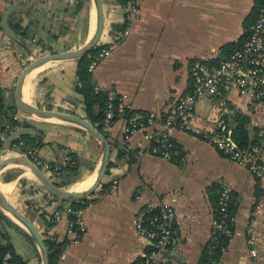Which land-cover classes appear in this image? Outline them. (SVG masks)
I'll use <instances>...</instances> for the list:
<instances>
[{
  "label": "crops",
  "instance_id": "obj_1",
  "mask_svg": "<svg viewBox=\"0 0 264 264\" xmlns=\"http://www.w3.org/2000/svg\"><path fill=\"white\" fill-rule=\"evenodd\" d=\"M80 1L83 6L71 7L68 0H0V59L5 55L12 58L10 63L0 60V86L7 90L8 104L12 103V90L25 63L77 50L90 41L96 15L91 0ZM101 1L103 30L99 44L112 45L114 49L93 72L96 90L127 93L136 111H154L159 115L191 91V67L196 60L216 66L222 49L241 41L255 7V0H141L136 17L116 0ZM12 21L26 31H15ZM77 68V61L38 68L26 86V101L43 110L86 119L84 97L75 89ZM41 103L44 108L39 106ZM236 113L250 117V137L260 139L258 147L264 165V98L252 99L222 84L216 97L197 103L193 122L207 131H212L220 119L233 127ZM17 117L24 118L20 114ZM37 122L45 131L46 144L38 150L39 157L45 162L61 163L65 154L74 153L79 172L63 188L86 190L100 165L98 142L72 124ZM163 127L161 122L157 124L158 129ZM123 129V122H117L107 133L112 165L103 184L112 186L117 179V190L110 192V186L108 192H102V185L87 198L90 201L82 210L85 228L81 241L68 248L66 258L59 264H137L139 260L143 263L149 245L138 233L136 215L150 203L163 202L173 204L178 213L182 236L178 264H201L206 259L214 226L215 206L210 189L216 184L230 187L238 196L235 235L220 264H264V173L252 174L223 156L208 140L178 128L170 130L182 154L177 159L176 151L175 160L151 153L148 130L137 131L125 141ZM25 133L32 130L17 127L4 143L0 161L10 156L28 159L24 153L8 150L11 142ZM121 146L134 152L133 161L128 154L118 158ZM11 170L21 173L14 182L4 184L2 176ZM9 186L8 201L41 232L49 228L59 242L68 238V215L48 226L51 215L64 202L47 195L26 167L11 164L1 173L0 188ZM0 228L9 234L17 253L29 264H41L36 243L29 239L31 252H24L29 244L22 246L20 242L18 249L14 243L22 232L5 222H0Z\"/></svg>",
  "mask_w": 264,
  "mask_h": 264
},
{
  "label": "built area",
  "instance_id": "obj_2",
  "mask_svg": "<svg viewBox=\"0 0 264 264\" xmlns=\"http://www.w3.org/2000/svg\"><path fill=\"white\" fill-rule=\"evenodd\" d=\"M71 7H77L80 0H68ZM141 0H131L127 11L130 15L138 17ZM258 2V17L247 40L240 49L234 51L220 66H211L204 61L196 60L192 67L193 88L184 94L168 110L159 115L154 111H136L129 94L115 89L107 90V104L104 111L103 130L108 133L117 122H123L124 140L127 141L137 131L148 130L151 153L171 159L174 141L170 130L181 129L192 135L208 140L223 156L257 176L264 173L260 148L256 145L240 146L233 138L232 128L225 119H220L212 131L203 130L193 122L197 103L204 98L216 97L222 84H226L239 91L240 94L252 99L264 98V0ZM114 47L107 46L99 51L89 65V71L94 72L98 65L108 59ZM1 62L10 63L9 55L2 57ZM161 117V120H160ZM161 122L162 129L157 128ZM156 128V129H154ZM17 127L7 126L0 134V143H6ZM152 129V131H150ZM263 136V133H260ZM22 143V142H21ZM12 152L18 149L10 147ZM5 148H0V155ZM26 157L51 178L57 180L56 171L70 162L69 154H65L56 168L49 162L42 160L33 150H29ZM119 181L112 182L110 192L117 190ZM232 190L224 186L220 192L215 214L214 226L206 251V259L201 264H220L222 256L227 252L228 246L235 235L236 212L231 208ZM65 215L69 216L67 230L68 242L60 258H66L70 246L81 241L79 231L85 228L83 211L75 210L70 202H64L61 209H56L50 217L54 224ZM72 217V218H71ZM138 233L149 245L145 261L141 264H178L177 256L182 244L179 229V218L175 206L168 202L160 204L150 203L140 209L136 215ZM48 229L42 231L45 239H57ZM256 255V250H253Z\"/></svg>",
  "mask_w": 264,
  "mask_h": 264
},
{
  "label": "trees",
  "instance_id": "obj_3",
  "mask_svg": "<svg viewBox=\"0 0 264 264\" xmlns=\"http://www.w3.org/2000/svg\"><path fill=\"white\" fill-rule=\"evenodd\" d=\"M119 4H121L124 7H128L131 0H116ZM258 2H255V7L250 15L247 23H246V32L244 34V37L241 39V41L238 44H231L227 45L225 48L222 49V54L220 61L216 63V66H220L222 62L228 59V57L237 49H240L244 42L247 40L248 35L250 33L251 27L255 24L257 17H258ZM83 6V3L80 1L78 7ZM12 28L15 29L17 32H25L26 29L23 30L22 26L18 23L11 22ZM127 27V23L125 25ZM124 27V28H125ZM107 45L99 44L91 50L88 54H86L81 60L78 62V68H77V80L75 89L78 93H80L84 97V105H85V111L87 114L86 119L90 121L100 132L106 135V137L109 139L108 134L104 132L103 130V120H104V111L107 104V91H97L96 84L94 82L93 73L89 71V65L92 62V60L96 57V55L99 53V51L103 48H105ZM30 62H27L24 64V68L29 64ZM17 82V81H16ZM16 87V85H15ZM15 87L12 90V94L15 92ZM193 88V86H192ZM191 88V91H192ZM6 89L0 86V129L3 132L7 126L12 127H18V126H24L28 129L32 130V133H25L20 135L18 138L14 139L10 147L18 149L20 153L27 154L29 150H33L38 154V150L42 149L46 144L44 142L45 139V131L39 127V124L37 121L17 117L19 115L17 107L15 105V100L13 97L12 103H7V97H6ZM48 109H52V107H49ZM233 123L235 126L232 128V135L234 140L242 147H247L249 145H257L261 146L260 139L254 138L251 139L250 133L248 130V124L250 123V117L241 113H236L233 117ZM83 131V130H82ZM88 136H90L93 140L96 141V139L89 134L87 131H83ZM22 142V143H21ZM97 142V141H96ZM4 147V143H0V148ZM9 147V148H10ZM180 149L174 144V147L171 151L172 153V160H175V153L176 151H179ZM179 151V155L177 156V159H180L182 157V154ZM130 156V161H133L134 152L127 150L126 147H120L118 149V158H122L126 155ZM70 156V162L66 166H62L60 169L56 171L57 173V180L54 181L56 185L59 187H68L72 182L73 178L78 175L79 172V161L77 156L74 153H69ZM53 165V168L55 169L57 164L59 163H51ZM112 164H110L111 166ZM20 170H11L4 173L2 176V182L4 184H10L11 182H14L18 176L20 175ZM24 180H22L23 182ZM110 184H103L102 186V192H108L110 189ZM222 188L220 185L216 184L210 189L211 193V200L214 203L215 209L217 207V203L219 200L220 192ZM47 195H50L53 197V199H58L52 194H50L48 191L45 192ZM89 199H86L82 202H75L72 203V206L75 210H83V208L89 203ZM231 208L236 212L238 207V196L235 192H232V200L230 202ZM219 215L215 214V218H218ZM72 218V217H71ZM0 222H5L6 224L16 226L17 229H19L28 239L31 240L32 243L35 244L34 240L31 238V236L23 230L18 224L13 222L8 216H6L2 211H0ZM55 224L53 222L48 221V226H54ZM78 235L81 237L83 235V231H79ZM46 240V246L49 251V259L50 264H59L60 263V256L62 252L64 251V247L66 243L68 242V239L65 241L59 242L57 239H45ZM150 251V250H149ZM144 260V259H143ZM140 261V260H139ZM138 261V262H139ZM141 263V262H139ZM0 264H29V262L24 259L21 255H19L11 241V238L9 234L4 230V228H0Z\"/></svg>",
  "mask_w": 264,
  "mask_h": 264
},
{
  "label": "water",
  "instance_id": "obj_4",
  "mask_svg": "<svg viewBox=\"0 0 264 264\" xmlns=\"http://www.w3.org/2000/svg\"><path fill=\"white\" fill-rule=\"evenodd\" d=\"M91 3L94 7L96 15V24L94 34L91 37L90 41L77 50L47 55L30 62L23 69L17 79L14 100L18 113L26 119L34 121H55L72 124L84 129L96 139L101 148V158L94 182L88 189L82 192H74V194H69L68 192L72 191L70 188H63L56 185L54 181L51 180V178L42 169H40L38 166L24 157L10 156L0 161V175L11 164H21L38 179L41 186L46 191H48L59 200L70 203L82 202L86 200L94 193L97 188L103 185V178L106 175V172L110 165L112 153L111 143L106 135L100 132L87 119H84L77 115L67 114L59 111L57 112L40 109L26 101L24 91L26 85L38 68L50 63L79 61L98 45L103 30L102 1L91 0ZM0 211H2L6 216H8L13 222L18 224L31 236L41 253V264H50L49 251L46 246V240L43 237L42 232L31 222L27 215L21 212L10 201H8L6 197H2L1 195Z\"/></svg>",
  "mask_w": 264,
  "mask_h": 264
},
{
  "label": "rangeland",
  "instance_id": "obj_5",
  "mask_svg": "<svg viewBox=\"0 0 264 264\" xmlns=\"http://www.w3.org/2000/svg\"><path fill=\"white\" fill-rule=\"evenodd\" d=\"M17 83V82H16ZM16 85V84H15ZM15 96V92H14V94H12V100H13V97ZM40 107H42V108H44L45 106L44 105H42V103L39 105ZM10 201V200H9ZM19 201L20 200H16L15 201V204L16 205H18L19 204ZM11 202V201H10ZM19 207V206H18ZM20 207H21V205H20ZM23 208V207H22ZM22 235H21V237L19 238V239H16V237H15V240H14V243L16 244V246L18 245V249H20L19 247H20V242H21V245L22 246H25V244L27 243V244H29V246H26V251H25V249H24V252H27V249H29V251L31 252V250H30V248L32 247V243L29 241V239L23 234V233H21ZM30 242V243H29ZM21 251V250H20ZM25 259V258H24Z\"/></svg>",
  "mask_w": 264,
  "mask_h": 264
},
{
  "label": "bare ground",
  "instance_id": "obj_6",
  "mask_svg": "<svg viewBox=\"0 0 264 264\" xmlns=\"http://www.w3.org/2000/svg\"><path fill=\"white\" fill-rule=\"evenodd\" d=\"M27 86V85H26ZM25 89H26V87H25ZM25 92V91H24ZM95 178H96V175H95ZM95 178H94V180H95ZM94 180H93V182H94ZM92 182V183H93ZM91 183V184H92ZM91 184L89 185V187L91 186ZM12 186V185H11ZM83 186V185H82ZM87 186V185H86ZM88 187V188H89ZM82 188V187H81ZM87 188V189H88ZM72 191H69L68 193L69 194H74V192H78L79 190L78 189H71ZM0 195L2 196V197H6L7 199L9 198V196H10V186L9 187H7V188H0Z\"/></svg>",
  "mask_w": 264,
  "mask_h": 264
}]
</instances>
